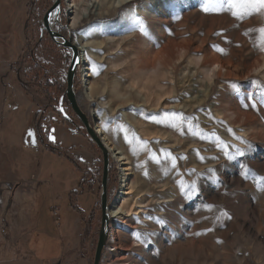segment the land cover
Wrapping results in <instances>:
<instances>
[{"label":"rangeland","instance_id":"1","mask_svg":"<svg viewBox=\"0 0 264 264\" xmlns=\"http://www.w3.org/2000/svg\"><path fill=\"white\" fill-rule=\"evenodd\" d=\"M55 5L50 28L60 36L44 25ZM205 6L0 0L2 238L28 239V251L54 264H94L104 155L66 96L74 56L66 43L76 47L89 34L101 60L86 78L78 52L76 98L98 137L122 148L128 163L126 176L108 153L101 264H264V13ZM182 182H195L199 192L186 195ZM127 192L133 211L112 219Z\"/></svg>","mask_w":264,"mask_h":264},{"label":"water","instance_id":"2","mask_svg":"<svg viewBox=\"0 0 264 264\" xmlns=\"http://www.w3.org/2000/svg\"><path fill=\"white\" fill-rule=\"evenodd\" d=\"M57 5H55L54 7H52L45 15L44 17V25L46 27V29L48 30L49 33H51V35H56V36H60L59 34L53 32V30H51L50 28V18L52 13H54V11L56 10ZM68 47H70L74 53L72 62H71V66L67 75V92H66V96H67V100L70 103L72 110L74 111V113L81 119V121L84 123L86 130L88 132V134L90 135V137L92 138V140L96 143V145L99 147V149L102 151L103 155H104V175H103V182H102V186H103V191H102V211H103V217H102V226H101V231H100V235H99V240H98V246H97V250H96V255H95V261L94 264H101V259H102V255H103V251L107 245V241H108V234H109V216L107 214V210H108V206H107V184H108V178H109V154L107 149L105 148V146L103 145L101 139L98 137V135L94 132L92 126L90 125L89 119L88 117L85 115V113H83V111L81 110V108L79 107L77 98H76V94H75V76H76V72L79 66L78 63V52L77 49L74 45L71 44V42H67L66 43ZM64 117L67 118L65 116V112H62ZM52 135L50 136V141L55 143L56 142V137L54 135L55 129H52Z\"/></svg>","mask_w":264,"mask_h":264},{"label":"bare ground","instance_id":"3","mask_svg":"<svg viewBox=\"0 0 264 264\" xmlns=\"http://www.w3.org/2000/svg\"><path fill=\"white\" fill-rule=\"evenodd\" d=\"M119 2H129V0H118ZM84 18L88 19L89 18V12L88 10H85L84 13ZM79 18L75 17L74 19V25H77ZM55 22V14L52 15L51 20H50V26L52 27L54 25ZM101 27H96L90 30L91 33L92 32H100L101 31ZM89 36V34H87ZM87 35L82 34L79 39L77 41H75V45H76V49H78L77 52H79V54L81 55L82 58V62L83 64H85V71L88 72L86 73L85 77L86 78H91L92 75H90L89 71H90V67L92 62H96V61H100L101 58L100 56L93 52L92 49L90 48L91 45V41H89V38L87 37ZM80 41V42H79ZM78 54V56H79ZM79 59V57H78ZM87 80V79H86ZM88 82V81H87ZM86 90L89 92L88 96H90V98H92V91L94 90L92 85L86 88ZM96 134H98V136H101V131L99 129H96ZM100 138V137H99ZM103 145L105 146V148L107 149L108 153L111 154V157L113 159L116 160V162H118L119 164H121L123 166L122 168V172H124V174L127 176L128 174H126V172L128 171V168H126L125 166L128 165V163L126 162L127 158L124 155V151L122 148H111L109 146V144L105 141L104 138H101ZM125 177V176H124ZM126 196H124V198L122 199L121 203L119 205H117L116 207L112 208L110 210V216L111 218H118L120 216H124V215H128L133 211V206L137 203L136 201H133L134 197H132V193L131 192H127L126 194H124ZM109 216V213H108ZM113 239L114 236L112 235Z\"/></svg>","mask_w":264,"mask_h":264},{"label":"snow or ice","instance_id":"4","mask_svg":"<svg viewBox=\"0 0 264 264\" xmlns=\"http://www.w3.org/2000/svg\"><path fill=\"white\" fill-rule=\"evenodd\" d=\"M205 8L203 9V11L207 12L210 9L213 11H220L225 4H227V6L229 8H236V7H240L243 8L245 11L243 14H252V13H264V0H241V2L239 4L236 3V0H205ZM243 14H239V18H242ZM233 15H238L237 13L233 12ZM137 26L140 32L147 34V28H146V22L139 20L137 21ZM261 33L264 34V28L260 29ZM218 51H223L222 49H218ZM262 100H264V98H262ZM245 108L248 107V105H244ZM252 107L255 108L256 104L255 102L252 104ZM62 110V109H61ZM175 115V114H173ZM186 119V118H185ZM195 119V118H193ZM176 126V125H173ZM34 135L33 133H29V136ZM33 143H35V141H32ZM131 143V141H130ZM222 143V142H221ZM247 143V142H244ZM250 147V145H249ZM237 154L239 156H244V152L241 151L240 149H237ZM201 159H203L201 157ZM229 160H232L233 157L229 156L228 157ZM173 167H175V162L173 160ZM211 172V170H209ZM193 172H195V170H193ZM147 175V174H146ZM180 190L182 192H184L186 195L190 196L192 193H198L199 192V188L197 187V184L195 182H193L191 185L185 186V184L182 182L180 184ZM158 224L163 227L166 226V221L163 218H159L158 219ZM137 239H140V234H137Z\"/></svg>","mask_w":264,"mask_h":264},{"label":"crops","instance_id":"5","mask_svg":"<svg viewBox=\"0 0 264 264\" xmlns=\"http://www.w3.org/2000/svg\"><path fill=\"white\" fill-rule=\"evenodd\" d=\"M3 181L13 183L12 185L18 183L16 180H9V179H5ZM1 185H6V183L2 182L0 183V186ZM17 187L18 186L16 185L15 188ZM11 190L14 193L16 192L17 189L14 190L11 188ZM26 191L29 190L24 189L20 192H26ZM0 194L3 196L1 187H0ZM4 207H5L4 202H1L0 210L3 211ZM1 226H5V224L0 225V227ZM29 244L30 242L28 241V239H25L22 243H20V242H16L15 238L9 240V239H4L0 236V248L3 249V252L5 253V255L0 257V263L1 264H54L53 261L51 262L47 260L37 259L36 257L37 254L34 250L28 251V249H26ZM69 245L70 244H68L66 247H68Z\"/></svg>","mask_w":264,"mask_h":264},{"label":"trees","instance_id":"6","mask_svg":"<svg viewBox=\"0 0 264 264\" xmlns=\"http://www.w3.org/2000/svg\"><path fill=\"white\" fill-rule=\"evenodd\" d=\"M73 210H74V208H73ZM76 210V209H75Z\"/></svg>","mask_w":264,"mask_h":264}]
</instances>
